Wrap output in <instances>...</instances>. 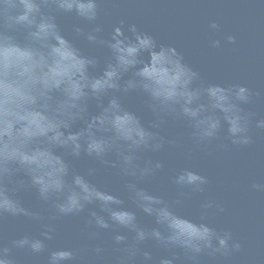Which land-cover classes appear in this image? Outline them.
I'll use <instances>...</instances> for the list:
<instances>
[{"label":"clouds","instance_id":"clouds-1","mask_svg":"<svg viewBox=\"0 0 264 264\" xmlns=\"http://www.w3.org/2000/svg\"><path fill=\"white\" fill-rule=\"evenodd\" d=\"M101 0H0V222L6 217L33 222L39 235L6 239L0 231V264H18V253H47V264H76L86 250H49L56 223L87 213L89 240L112 233V264H196L202 255L224 257L241 250L231 231H218L209 215L224 212L215 200L202 205L198 219L182 215L191 194L203 193L207 177L184 169L172 183L171 201L141 185L163 169L146 153L160 152L175 141L160 135L169 121H183L196 145L223 137L234 146L252 143L253 92L239 84L206 83L175 47L158 44L135 24L124 21L105 36L98 23ZM74 15L75 39L107 50L86 55L62 29L58 18ZM90 26V27H89ZM219 31L217 22L210 24ZM228 44L236 37L228 35ZM220 48L221 41H212ZM102 64V67H101ZM145 98L154 120L146 127L126 107L131 94ZM264 130V118L255 121ZM71 159L88 158L125 181L126 199L92 181L96 168L77 171ZM252 188L264 193V183ZM36 194L40 207L26 206L25 193ZM131 207L129 206V203ZM138 213L152 218L141 223ZM151 244L162 254L148 250ZM103 258L106 249H91Z\"/></svg>","mask_w":264,"mask_h":264},{"label":"water","instance_id":"water-1","mask_svg":"<svg viewBox=\"0 0 264 264\" xmlns=\"http://www.w3.org/2000/svg\"><path fill=\"white\" fill-rule=\"evenodd\" d=\"M101 9L98 23L103 26L105 36L121 21H124L126 34L127 28L135 24L140 31L152 35L158 44L175 47L206 83L239 84L261 93L253 97L252 104L245 106L255 114L250 130L252 143L248 146L231 145L223 137L196 145L190 139L191 129L185 122L169 121L162 125L158 130L160 135L175 144L166 145L160 152L145 154L146 159L160 161L164 167L141 186L171 201L179 191L172 179L181 170L188 169L207 177L206 190L191 194L177 211L198 219L201 205L208 199L215 200L224 212L213 211L208 222L218 231H231L234 239L241 243V250L228 257L205 254L196 264H264V193L252 188L255 183H264V130L255 128V121L264 118V0H101ZM58 22L86 55L98 56L103 63L108 54L106 49L73 36V27L85 26L83 22L74 15L61 16ZM212 22L220 25L219 31L210 28ZM228 35L236 37L235 44L227 43ZM215 40L221 41L220 48L211 46ZM124 103L141 117L146 127L154 120L141 95L133 93ZM70 162L81 173L96 168L92 181L126 199L125 181L115 170H106L88 158H70ZM23 199L26 206L40 207L34 192L25 193ZM138 216L142 224L153 225L152 218L142 213ZM86 219L87 213H83L58 221L54 239L46 242L49 250H86L76 264H112L115 255L112 233L105 231L99 240H89L84 230ZM0 231L6 239H11L25 233L39 235L40 227L23 218L6 217L0 222ZM96 244L105 247L103 258H97L91 251ZM148 250L162 254L151 244ZM18 264H47V253L38 256L18 253ZM180 264L192 262L182 257Z\"/></svg>","mask_w":264,"mask_h":264}]
</instances>
